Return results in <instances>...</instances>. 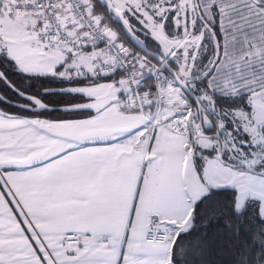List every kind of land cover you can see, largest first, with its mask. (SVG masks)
<instances>
[{"label":"snow or ice","instance_id":"1","mask_svg":"<svg viewBox=\"0 0 264 264\" xmlns=\"http://www.w3.org/2000/svg\"><path fill=\"white\" fill-rule=\"evenodd\" d=\"M0 264H264V0H0Z\"/></svg>","mask_w":264,"mask_h":264}]
</instances>
